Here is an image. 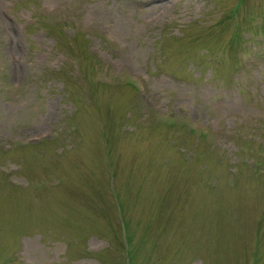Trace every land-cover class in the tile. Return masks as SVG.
Here are the masks:
<instances>
[{
	"label": "rangeland",
	"instance_id": "rangeland-1",
	"mask_svg": "<svg viewBox=\"0 0 264 264\" xmlns=\"http://www.w3.org/2000/svg\"><path fill=\"white\" fill-rule=\"evenodd\" d=\"M0 264H264V0H0Z\"/></svg>",
	"mask_w": 264,
	"mask_h": 264
},
{
	"label": "bare ground",
	"instance_id": "bare-ground-1",
	"mask_svg": "<svg viewBox=\"0 0 264 264\" xmlns=\"http://www.w3.org/2000/svg\"><path fill=\"white\" fill-rule=\"evenodd\" d=\"M151 1H153V0H151Z\"/></svg>",
	"mask_w": 264,
	"mask_h": 264
}]
</instances>
